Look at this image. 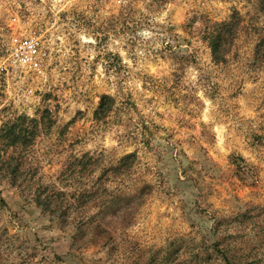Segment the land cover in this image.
Returning a JSON list of instances; mask_svg holds the SVG:
<instances>
[{
    "label": "rangeland",
    "instance_id": "1",
    "mask_svg": "<svg viewBox=\"0 0 264 264\" xmlns=\"http://www.w3.org/2000/svg\"><path fill=\"white\" fill-rule=\"evenodd\" d=\"M233 11L237 35L213 62L202 30ZM30 29L40 71L8 58L10 38ZM262 34L256 0H0V124L38 121L31 144L6 149L22 160L15 185L0 178V264H227L222 253L264 264ZM101 94L114 105L95 119ZM85 151L136 154L106 184L137 188L136 203L94 243L77 216L60 224L27 191L35 179L58 187Z\"/></svg>",
    "mask_w": 264,
    "mask_h": 264
},
{
    "label": "trees",
    "instance_id": "2",
    "mask_svg": "<svg viewBox=\"0 0 264 264\" xmlns=\"http://www.w3.org/2000/svg\"><path fill=\"white\" fill-rule=\"evenodd\" d=\"M258 9L264 15V0H256ZM240 15L237 11L230 13L225 19L205 25L201 39L209 50L213 62H223L225 55L237 35L240 25ZM255 57L264 59V34L254 48ZM114 105V99L108 94L99 96L96 108L93 111L95 119L106 115ZM27 120V121H25ZM38 121L26 115H17L13 120L0 124V178H8L12 185L17 182L20 171L21 157L8 155L7 148H22L32 143L36 136ZM136 154L133 151L122 154L111 162L105 159L103 152L91 153L88 151L70 155L63 167L56 187L54 183H43L39 179L31 180L27 191L34 204L44 213L55 216L60 224H65L70 213L78 219L77 225L89 229L91 242L109 236L108 230L101 223L108 224V216L121 215L125 220L127 213L120 211L124 202L127 207L135 205L137 188L132 194L113 193L106 184L117 182L128 173L135 162ZM119 185V183L117 182ZM1 202L2 199H0ZM91 206L95 211L84 217L86 209ZM120 212V213H118ZM87 219V220H86ZM97 238V239H95ZM227 254L222 253V260L227 264H238Z\"/></svg>",
    "mask_w": 264,
    "mask_h": 264
},
{
    "label": "built area",
    "instance_id": "3",
    "mask_svg": "<svg viewBox=\"0 0 264 264\" xmlns=\"http://www.w3.org/2000/svg\"><path fill=\"white\" fill-rule=\"evenodd\" d=\"M38 43L39 37L34 29L21 36H12L8 54L10 62L32 71H40L41 57Z\"/></svg>",
    "mask_w": 264,
    "mask_h": 264
}]
</instances>
